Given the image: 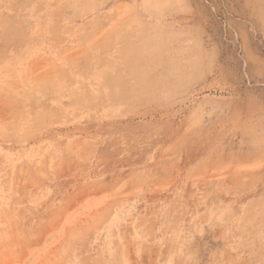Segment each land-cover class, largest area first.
I'll list each match as a JSON object with an SVG mask.
<instances>
[{"label":"rangeland","instance_id":"rangeland-1","mask_svg":"<svg viewBox=\"0 0 264 264\" xmlns=\"http://www.w3.org/2000/svg\"><path fill=\"white\" fill-rule=\"evenodd\" d=\"M0 264H264V0H0Z\"/></svg>","mask_w":264,"mask_h":264}]
</instances>
